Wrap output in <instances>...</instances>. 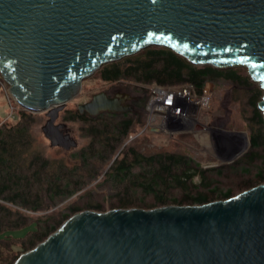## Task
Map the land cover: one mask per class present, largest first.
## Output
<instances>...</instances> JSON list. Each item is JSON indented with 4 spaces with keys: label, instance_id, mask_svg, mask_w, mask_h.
Wrapping results in <instances>:
<instances>
[{
    "label": "water",
    "instance_id": "obj_1",
    "mask_svg": "<svg viewBox=\"0 0 264 264\" xmlns=\"http://www.w3.org/2000/svg\"><path fill=\"white\" fill-rule=\"evenodd\" d=\"M149 45L245 67L264 118V0H0L1 76L22 107L46 111L51 145L76 144L55 119L83 78ZM129 98L102 89L76 106L96 116ZM10 264H264V181L206 203L76 210Z\"/></svg>",
    "mask_w": 264,
    "mask_h": 264
},
{
    "label": "trees",
    "instance_id": "obj_2",
    "mask_svg": "<svg viewBox=\"0 0 264 264\" xmlns=\"http://www.w3.org/2000/svg\"><path fill=\"white\" fill-rule=\"evenodd\" d=\"M241 69L245 70L246 68L243 66H229L226 68L213 67L210 64H193L187 62L185 57L175 51L173 52L172 49L166 46L149 45L147 48L140 49L134 55H126L121 59L101 64L97 72L99 78L107 82L130 79L134 83L149 84L150 82H156L160 83V85L173 87L192 82L196 86L195 88L200 90L205 79L215 80L216 78L237 81L240 85L242 84L246 87L252 81L247 73H241ZM245 87L243 89L249 93L246 99L251 105L250 115L247 117V125L250 128L248 139H250L251 146L257 148V146H264V118L257 106V101L261 97L263 90L258 84L251 88ZM142 90H144V94L141 103L144 106L148 98V90L144 88ZM65 112L67 113L63 115L62 120L71 121L78 119L83 123L90 121L102 123L101 126L91 123L88 131H85L91 134L90 140L93 143L94 141H103L107 138L116 139L120 134L124 136L136 133V130H129L133 122L128 118L123 119L121 117L117 121L110 120V122L99 120L102 115L91 116L86 112H79L77 107ZM31 118L32 112L29 113V111L22 109L18 111L14 119H5L0 123V264H10L17 256V254L10 253L12 251L15 252L13 249L14 244L8 241L12 237H8L5 231L18 226L21 227L27 223L25 222V217H29V215L20 212L19 209L26 208L35 212L43 205V197L39 189L35 193L36 197L33 200H28V195L31 194L28 190L30 188L29 185H32L34 180L36 182L40 181L39 188L45 191L46 195L49 192L51 198L56 195L67 196L76 189L82 188L87 182V180L82 179L76 181L77 183H75L73 188L68 187L67 185L70 184L71 178L69 173L62 172L63 167H67L68 172H72L75 170L74 166L76 164L74 163L73 167H71L64 156L51 160L41 154V149L33 152L30 147L31 132L28 126L31 124ZM105 118L107 117L105 116ZM148 133L150 135L155 134L153 131ZM133 137V139H136V136ZM91 150V152L94 151L93 148ZM103 151L104 149L98 148L99 157L94 159L93 168L86 171L88 174L91 170H99V167L103 164ZM87 153L86 149L83 148L81 150L80 164L88 160L86 157H91ZM255 157L260 158V163L255 165L254 182L257 185L264 181V155L251 150L240 160L242 162H252ZM192 161L193 159L190 156H186L183 152H176V150H159L149 154L139 149V147L137 148L136 145L130 144L121 151V154L114 156V159L109 162L107 169L104 170V175L114 181V183L128 182L133 185L137 184L138 187L141 186L145 191L154 195L155 202H158V204L166 205L167 201H169L180 205L184 202L193 204L206 203V201L213 200L212 194L204 193L201 190H197L192 195L185 193L186 197L180 200L176 196L169 198L164 195L169 188L175 186H180L188 191L191 187H197L200 183H207V181L204 182V172L207 168H203L199 162L194 161L193 164ZM135 166H146V168L137 173L133 170ZM31 168L33 170L25 171ZM21 169L24 170L22 171ZM195 176L199 178L198 183L193 181ZM214 190H216L215 188H213V192H216ZM217 194L220 198H226L233 196L235 193L230 188H227L219 190ZM120 203V206L124 205L126 207L130 201L121 198ZM91 205L93 204H89V207ZM70 209L71 212H74L79 207L74 205ZM51 216V214L45 215L42 220L47 222ZM68 216V214L64 213L61 217L56 218L54 223H48L47 225H38L39 220H35L33 222L34 230L30 231L32 238L28 239L31 244L30 247L35 245L36 242L34 240L37 239L36 241L38 242L47 236L49 232L57 227L55 226L56 223L61 224L63 219ZM6 242L9 243L7 244Z\"/></svg>",
    "mask_w": 264,
    "mask_h": 264
},
{
    "label": "rangeland",
    "instance_id": "obj_3",
    "mask_svg": "<svg viewBox=\"0 0 264 264\" xmlns=\"http://www.w3.org/2000/svg\"><path fill=\"white\" fill-rule=\"evenodd\" d=\"M97 71L98 69L89 76L83 78L81 89L78 91L79 93L67 101L63 105V109L59 110L57 119H55L57 123L58 121H63L62 118L63 115L67 113L65 112L66 110L70 111V109H75L78 102L82 103L84 100L89 99L91 93L96 92L97 90H110L111 86L118 85L120 88L123 87L121 91L126 89L125 91H130L131 94H136L138 92L144 94V90L142 89L146 88L143 86V84L137 82L134 83V81L130 79L107 82L106 80L99 78ZM244 72L246 73L247 70L241 69V73ZM208 80L210 81L209 83L211 87L210 105L206 112H200V116L202 118L203 114L206 115L202 121L203 123H206V126L209 129L211 128V130L204 129L203 131L197 130L194 132L182 131L177 134L155 131V134L151 135L148 133L149 131L140 132L139 128L145 119V111L141 107L138 109L137 115L134 116V121L129 128V130H136L134 135L136 136V139H133L134 137L129 138L130 134H126L124 136L120 134L116 139L107 138L103 141H94L93 143L90 140L91 134L85 131H88L91 123H95L97 126H101L102 123H96L95 121L83 123L78 119L71 121L64 120L66 122V129L68 130L67 132L76 141V144L71 148H63L62 146L51 145L49 139L42 133L43 131L41 126L44 125V122L46 121L45 119L47 118L45 110L29 111V109L22 107L20 103L15 101L18 106L17 109H15L14 116H17L18 111L22 109L29 111V113L32 112L31 124L28 126L31 132L30 147L33 149V152L39 151L41 149V154L51 160L55 158L59 159L60 157L64 156L69 161L71 167H73L75 163V170L72 172H68L67 167H63L62 172L69 173L71 178L70 184L67 185L68 187L73 188L75 183H77L76 181H80L82 179L87 180L86 185L82 186V188L80 187L76 189L72 193H69L67 196L56 195L52 198L50 197L49 192H47L46 195V192L39 188L40 181L38 180L39 182H36L34 180L32 185H29L30 188L28 190L31 192V194L28 195V200H33L36 197V191L39 189L41 190L40 193L43 197V205L40 206L35 212L26 208H18L20 212H24L25 214L29 215V217H25V222L30 221L33 223L38 219V225L54 223L55 219L61 217V215L64 213L68 215L73 214L74 212H71L70 207H73L74 205L79 207L77 210L91 208L97 209L98 211L108 208L112 209L114 207H124V205L120 206L121 198L130 201V203L124 208L129 206H138L139 208H154V206L161 205L158 204V202H155V197L153 194L145 191L141 186L138 187L137 184L133 185L128 182L114 183V181L110 180V178L105 177L104 170L109 166V162L114 159V156L121 154V151H123V149L130 144L136 145L137 148L139 147V149H142L149 154L159 150H176V152H183L186 156H190V158L193 159V164L194 161L199 162L203 168H207L204 172V182L207 181L206 184L200 183L197 187L193 186L188 191L184 190L180 186L169 188L164 193V195L168 196L169 198L176 196L180 200L186 197L185 193L192 195L197 190H201L204 193L212 194L214 199L220 200V197L217 194L219 190L230 188L233 193H238L255 185V165L260 163V158L255 157L252 162H242V160H240L248 153V151L251 150L264 155V146H257V148L252 147L250 144V139H248L250 128L247 125V117L250 115L251 105L246 98L249 93L243 89L245 86L242 84L240 85V83L237 81L230 79L226 80V78ZM250 80L252 82L246 85L245 88L255 87V84H258L256 81L254 82L252 79ZM4 82L3 86L0 85V120H4L7 115V99L5 94L9 95L12 101L15 100L14 97L6 91V89H8V83L6 82L5 84ZM105 116L107 118H105ZM100 118L101 119L99 120L110 122V120L117 121L120 116L118 115L108 117L107 115L103 114L100 116ZM217 130H234L245 132L247 136L246 139H248L249 143L246 144L247 140H245L246 147H243V143L241 141L240 144H238L235 148L237 149V152L231 157L228 154L220 153L219 149L217 150L214 144V141L216 140V134L214 131ZM83 148L88 151L87 154L91 157H86L88 160L85 163L81 162L80 164L81 160L79 157ZM91 148L94 149L93 152H91ZM98 148L104 149L102 152L103 164L99 167V170H91V172L88 174L86 171L93 168V163H95L94 159H98L99 157L97 152ZM33 168L29 170L26 169L25 171L33 170ZM143 168L145 169L146 166H135L133 170L139 173L141 170H143ZM21 170L23 171L24 169ZM41 173H43V171H41ZM193 181L198 183V176H195ZM213 188L216 189L214 190L216 192H213ZM91 203L93 205L89 207V204ZM167 203L173 202L167 201ZM50 214L52 216L47 222L42 220L43 216H48ZM57 224L58 223H56L55 226H57ZM30 225L33 224L22 225L21 227L18 226L6 231L7 234L12 238H16L8 240L14 244L13 249L15 252L12 251L10 253L18 255V252H23V250L30 248L31 244L28 239L32 238L31 232L25 235L27 230L31 227ZM24 235L25 237H23ZM36 240H34V242H37Z\"/></svg>",
    "mask_w": 264,
    "mask_h": 264
},
{
    "label": "built area",
    "instance_id": "obj_4",
    "mask_svg": "<svg viewBox=\"0 0 264 264\" xmlns=\"http://www.w3.org/2000/svg\"><path fill=\"white\" fill-rule=\"evenodd\" d=\"M3 82L4 78L0 73V85L3 86ZM209 82L208 79H205L200 90L195 88L196 86L192 82L175 87L160 85L156 82L143 84L148 90V98L145 102V119L139 128L140 132H151V128L170 134L203 130L202 127H207L206 123L202 121L206 115L203 114L201 118L200 112H206L210 105L211 87ZM4 83L6 84V82ZM6 91L10 93L8 89ZM5 95L7 115L4 120L14 119L16 117L14 112L18 104L15 103L16 100L12 101L9 95ZM4 120H0V123ZM214 132L216 134L214 144L217 150L219 149L223 154H231L238 145L237 138L223 134V130ZM134 135L130 134L129 138Z\"/></svg>",
    "mask_w": 264,
    "mask_h": 264
},
{
    "label": "flooded vegetation",
    "instance_id": "obj_5",
    "mask_svg": "<svg viewBox=\"0 0 264 264\" xmlns=\"http://www.w3.org/2000/svg\"><path fill=\"white\" fill-rule=\"evenodd\" d=\"M122 89H123V87L120 88L118 85H116V86H111L110 90L106 89L105 91L108 94V96H115V95H120V94L122 96L123 92H127L130 95V98L129 99H125L123 101V103H121L122 107L125 106V108L123 110H118V111H114V112H110V113H108V111H102V112L98 113L97 115H103L104 114V115H107L109 117L110 116H118L119 115L120 118L121 117L123 119L124 118H128V119H130L133 122L134 121V116L137 115L138 109H140L142 107L143 110L145 111V105L143 106L142 103H141L142 102V98H143V94L141 92L137 91L138 93H136V94L132 93L131 94L130 91H125L126 89L121 91ZM61 109H63V107ZM91 116H95V115H91ZM58 122H63L64 123L63 129L67 132L68 130L66 129V122L64 120L63 121H58Z\"/></svg>",
    "mask_w": 264,
    "mask_h": 264
},
{
    "label": "crops",
    "instance_id": "obj_6",
    "mask_svg": "<svg viewBox=\"0 0 264 264\" xmlns=\"http://www.w3.org/2000/svg\"><path fill=\"white\" fill-rule=\"evenodd\" d=\"M27 224H33V223H32V222H27L25 225H27ZM33 225H34V224H33ZM33 225H30L31 227L27 230V232L25 233V235H26L27 233H29L32 229L34 230ZM3 234H4V233H3ZM5 234L8 235L6 231H5ZM1 235H2V234H1ZM25 235H24L23 237H25ZM9 236H10V235H8V237H9ZM10 237H11V236H10ZM14 237H15V236H14ZM23 237H22V238H23ZM22 238H21V239H22ZM11 239H16V238H11ZM19 240H20V239H19Z\"/></svg>",
    "mask_w": 264,
    "mask_h": 264
},
{
    "label": "bare ground",
    "instance_id": "obj_7",
    "mask_svg": "<svg viewBox=\"0 0 264 264\" xmlns=\"http://www.w3.org/2000/svg\"><path fill=\"white\" fill-rule=\"evenodd\" d=\"M202 129H203V130H204V129L211 130V128L209 129L208 127H202ZM203 130H202V131H203ZM224 131H225V130H224ZM245 140H247V139H246V136L243 137V147L248 143V140H247V143L245 144ZM245 147H246V146H245Z\"/></svg>",
    "mask_w": 264,
    "mask_h": 264
}]
</instances>
